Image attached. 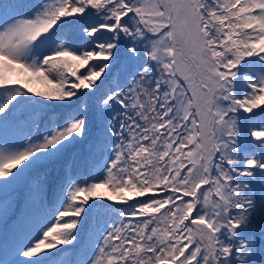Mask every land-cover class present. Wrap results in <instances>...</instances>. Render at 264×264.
<instances>
[{
  "label": "snow or ice",
  "instance_id": "6c2138e0",
  "mask_svg": "<svg viewBox=\"0 0 264 264\" xmlns=\"http://www.w3.org/2000/svg\"><path fill=\"white\" fill-rule=\"evenodd\" d=\"M0 227V264H264V0H0Z\"/></svg>",
  "mask_w": 264,
  "mask_h": 264
},
{
  "label": "trees",
  "instance_id": "16d2710c",
  "mask_svg": "<svg viewBox=\"0 0 264 264\" xmlns=\"http://www.w3.org/2000/svg\"><path fill=\"white\" fill-rule=\"evenodd\" d=\"M119 68H120V65L117 64L116 67L113 68V74H115ZM20 86L22 87V85H20ZM36 89H37V90H43V89H44V85H42L41 88H36ZM80 151H81L82 154H85V155H86V153H87V149H86L85 146H81ZM101 191L105 192L106 194H110V193L108 192L107 189H102ZM66 210L71 211V209H66ZM2 230H3V228L0 227V232H1Z\"/></svg>",
  "mask_w": 264,
  "mask_h": 264
},
{
  "label": "rangeland",
  "instance_id": "374dc122",
  "mask_svg": "<svg viewBox=\"0 0 264 264\" xmlns=\"http://www.w3.org/2000/svg\"><path fill=\"white\" fill-rule=\"evenodd\" d=\"M31 86L36 89V88H41L42 87V84H40L39 82H37V81L34 80ZM3 238H4V234H3V230H2L0 232V241H2Z\"/></svg>",
  "mask_w": 264,
  "mask_h": 264
}]
</instances>
